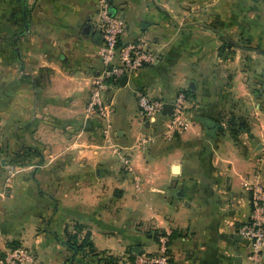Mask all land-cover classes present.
Wrapping results in <instances>:
<instances>
[{
	"label": "crops",
	"instance_id": "0c3cea01",
	"mask_svg": "<svg viewBox=\"0 0 264 264\" xmlns=\"http://www.w3.org/2000/svg\"><path fill=\"white\" fill-rule=\"evenodd\" d=\"M107 2L120 44L141 39L158 61L108 88L100 121L86 113L100 1L0 0V255L132 264L170 231L171 264L245 262L243 182L264 184V0ZM138 92L170 105L185 92L188 129L164 138L166 117L144 120ZM85 236L92 249L76 252ZM106 237L118 246L100 248Z\"/></svg>",
	"mask_w": 264,
	"mask_h": 264
},
{
	"label": "built area",
	"instance_id": "2783aa9c",
	"mask_svg": "<svg viewBox=\"0 0 264 264\" xmlns=\"http://www.w3.org/2000/svg\"><path fill=\"white\" fill-rule=\"evenodd\" d=\"M99 23L97 29L101 37L99 57L102 70L94 78L86 113L100 121H108L112 115V104L107 102L106 92L110 86L119 83L123 76H131L138 70L153 65L158 61V55L150 51L146 43L139 39L127 45L120 41L126 32V24L118 15L110 12L107 0H100L98 11ZM137 107L140 116L150 121L157 115H162L165 103L146 94L138 92ZM185 94L179 92L173 103L169 116H165L164 138L181 134L189 127L185 116ZM145 143V140H141ZM123 165L128 170L129 160L122 156ZM244 189L251 195L252 212L249 220L237 231L247 250L245 264H261L264 253V184L261 182H243ZM170 231L158 232L155 236L157 253L152 255H135L132 264H170L169 244ZM34 255L22 245H12L0 255V264H34Z\"/></svg>",
	"mask_w": 264,
	"mask_h": 264
},
{
	"label": "trees",
	"instance_id": "16d2710c",
	"mask_svg": "<svg viewBox=\"0 0 264 264\" xmlns=\"http://www.w3.org/2000/svg\"><path fill=\"white\" fill-rule=\"evenodd\" d=\"M183 94H186V93L183 92ZM185 97H186V95H185ZM72 246H74V249L76 250V252L77 251H81L85 247L89 248V249H92L91 242L89 241V237L88 236L84 237V239L82 240V242H81V244L79 246H75V245H72ZM132 260H133V258H132ZM101 262H102V264H119L118 263V259L113 257V256H110V255L102 258ZM170 264H171V260H170Z\"/></svg>",
	"mask_w": 264,
	"mask_h": 264
},
{
	"label": "water",
	"instance_id": "95a60500",
	"mask_svg": "<svg viewBox=\"0 0 264 264\" xmlns=\"http://www.w3.org/2000/svg\"><path fill=\"white\" fill-rule=\"evenodd\" d=\"M126 80H127V76H123L120 79V85L121 86L124 85ZM172 109H173L172 105L165 104L164 107H163L162 116H169L171 114ZM209 125H212V123L205 122V126L206 127H209ZM237 238H238V240H240L239 237H237ZM234 261H235L236 264H245V262L242 263V258L241 257H236Z\"/></svg>",
	"mask_w": 264,
	"mask_h": 264
},
{
	"label": "rangeland",
	"instance_id": "374dc122",
	"mask_svg": "<svg viewBox=\"0 0 264 264\" xmlns=\"http://www.w3.org/2000/svg\"><path fill=\"white\" fill-rule=\"evenodd\" d=\"M100 1V0H99ZM0 47H1V45H0ZM18 157V158H17ZM19 158H21L20 157V155L19 156H16V158L15 159H18L19 160ZM263 162H264V159H263ZM16 164H17V162H16ZM130 215V216H129ZM125 216H127V219H131V216H133V215H131V214H128L127 213V215H125ZM158 233V232H157ZM157 233H154V231H152V233H151V236L153 237H155L156 235H157ZM117 241H119V239H117V238H115V239H108L107 237L106 238H104L103 240H101L100 242H98V244H99V247L100 248H111V247H116V246H118V242ZM156 241V240H155Z\"/></svg>",
	"mask_w": 264,
	"mask_h": 264
}]
</instances>
